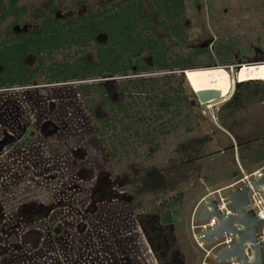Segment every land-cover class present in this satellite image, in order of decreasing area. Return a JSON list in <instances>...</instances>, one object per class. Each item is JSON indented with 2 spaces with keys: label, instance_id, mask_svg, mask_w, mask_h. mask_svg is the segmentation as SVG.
Wrapping results in <instances>:
<instances>
[{
  "label": "rangeland",
  "instance_id": "374dc122",
  "mask_svg": "<svg viewBox=\"0 0 264 264\" xmlns=\"http://www.w3.org/2000/svg\"><path fill=\"white\" fill-rule=\"evenodd\" d=\"M13 1L0 0V40L17 25L34 36L47 29L73 45L36 57L41 67L30 89H0V140H15L0 156V264H200L190 229L195 209L209 193L264 168V159L258 161L264 156V0H184L176 34L165 28L163 0ZM132 9L140 18L137 43L130 27L120 35L115 25L117 17L129 23ZM103 17L104 45L97 36ZM80 40L86 44H75ZM130 54L143 70L121 77L117 67ZM36 58L29 53L25 64L33 69ZM100 61L103 79L115 80L105 83L112 94L106 99L96 85L102 77H84ZM235 61L258 64L227 72L224 66ZM251 82L259 83L237 86ZM115 89L129 95L121 106ZM226 90L217 101L196 104L200 91ZM49 121L66 131L40 137ZM69 142L76 151L107 156L105 171L113 175L136 167L133 185L117 189L132 200L120 210V228L106 220L87 234L72 201L71 214L57 208L59 218L52 219L56 191L66 184L52 180L66 175L55 145L63 150ZM76 166L72 176L85 168ZM57 225L61 233L54 235Z\"/></svg>",
  "mask_w": 264,
  "mask_h": 264
},
{
  "label": "flooded vegetation",
  "instance_id": "af4514ba",
  "mask_svg": "<svg viewBox=\"0 0 264 264\" xmlns=\"http://www.w3.org/2000/svg\"><path fill=\"white\" fill-rule=\"evenodd\" d=\"M21 0H14L13 3L16 4ZM162 1V0H160ZM182 1L184 0H163L165 9L167 10V14L165 15V18H163V21H166L167 24L165 25V28L167 30H174L173 32L176 34V31L181 32L183 25L180 21L183 20V16L185 12L182 14ZM8 2V1H7ZM8 4V3H7ZM9 5V4H8ZM10 6V5H9ZM15 6V5H14ZM10 6L11 9H13L14 12L16 10L15 7ZM131 12V15L127 16L126 21H130L129 23H121V17H117V23L115 25L117 26V29L119 30V34L121 35V31L123 28L130 27V37L133 43H137L138 41V25H139V16L138 12H136L134 9ZM18 12L23 11V9H18ZM19 14V13H18ZM58 17V16H57ZM129 17V19H128ZM119 19V21H118ZM59 21L58 18L55 19V23ZM53 23V22H52ZM51 23V24H52ZM99 26H97V29L99 32L97 33V36H104L106 43V32H105V22L104 17L101 19V21L98 22ZM170 24V26H169ZM174 28V29H173ZM47 29L42 30V28H39L37 31H34L35 34L32 35L28 33L27 29L25 27H20L17 25H12L6 28V31L4 32V37L0 40V46L1 50H3L2 53H0V89H30V87L33 81V76L36 70L41 67L40 59L42 53L49 54L51 51L55 50L57 46L65 45L67 47H72L73 45V39L70 38L67 41H62L63 39L57 38V37H50L51 33H46ZM53 35V33H52ZM167 35V34H166ZM54 45V46H53ZM27 46H35L34 49L32 48V51L34 53L29 52L30 54H33L36 58L37 62H35V67L31 69L25 64L26 56L29 54L27 53L28 49ZM48 46L50 48H48ZM57 49V48H56ZM0 50V51H1ZM239 61H235V64L224 66L227 69H231L232 72L236 71V66L238 65ZM64 67H70L72 68V64L68 65L65 64ZM21 68V76L23 78L25 77V82H21L19 84V80L16 81V75L19 73H16L17 69ZM131 73H137V67L132 66L130 70ZM185 71V70H184ZM39 72V71H37ZM122 76H126L124 73L119 70ZM127 72V71H126ZM182 72L180 74L182 75ZM105 73L104 67L101 64V74L100 77L103 76ZM62 74V73H61ZM183 76V75H182ZM184 78V76H183ZM130 79V78H128ZM68 79L62 80V83L67 82ZM115 80H108L102 79L98 81L99 85V93L102 95L103 99L108 98L109 89H105V83L106 82H113ZM38 89V88H34ZM113 96H118V106H121L123 103V100L125 97L129 96L128 93L124 92L122 89H115ZM107 91V92H106ZM196 104L198 106H201V104L196 100ZM103 112L104 109L102 108V105H99ZM166 106V104H165ZM62 115V114H61ZM62 119V118H61ZM63 121V119H62ZM106 119L99 120V124L101 126H105ZM132 128V122L130 126L126 129L127 131H131ZM49 131H52V136L58 137L60 133L66 131L63 130L59 125H54L51 121L47 123H43L42 127L38 129L39 136L44 139L49 137ZM30 133L27 135L29 136ZM51 137V135H50ZM2 138H7V136H2ZM8 143H5V140H0V156L2 155V150L7 146V144H12L15 140L8 138ZM74 144L69 142L68 144H65V147L63 150H60V146L57 144L55 145V152L56 154H59V158H61L62 163L59 160L58 166L62 168L64 171V175L60 180L56 177L52 180H56V182L64 181L66 184H64L63 190L60 189V191H56L55 198L53 204H51L52 211V219L57 220L59 218L58 215L55 214V211L57 208H64L67 206L66 212L72 213L73 209L71 206V201L74 203L77 212H74L75 216L80 220L82 225V230L86 231L87 234H94L92 232L93 229L96 230V228H100L102 225V222L108 220L115 222L112 226L114 229L120 228L121 225L117 223V218L119 217L122 212L120 210H125L126 206L125 204L131 203V198L129 195H126V193H120L117 191V189H120L118 187L120 186H131L133 185V181H131V175L136 171V167H128V172H121L118 171V175H113L111 172L108 173L105 171V169H108V165H110V162L107 160V156L104 157L98 154L96 157V153H93V150H83L82 148H78V151L74 150L73 147ZM63 147V146H62ZM104 150V149H103ZM100 153H103V151H98ZM82 163L85 168L80 169L78 174L75 176L72 174H75L74 169L77 167V164ZM63 173V172H62ZM136 174V172H135ZM62 176V175H61ZM83 186V187H82ZM123 200V201H122ZM120 208V209H119ZM103 211V212H101ZM40 213V210L35 211ZM109 213V214H108ZM157 218V217H156ZM154 221V220H153ZM157 221L160 222V219L157 218ZM62 224V223H61ZM62 225H57L56 229L53 230L54 235H59L61 233ZM156 231V230H155ZM158 234V232L156 231ZM263 245V244H262ZM209 249V247H207ZM206 249V250H207ZM264 249V247H263ZM199 250V249H198ZM203 257L200 262V264H209L207 261L211 258L213 264H222V263H216L214 261V255L208 254V256H205L204 252L199 250ZM263 260H264V250H263Z\"/></svg>",
  "mask_w": 264,
  "mask_h": 264
},
{
  "label": "water",
  "instance_id": "95a60500",
  "mask_svg": "<svg viewBox=\"0 0 264 264\" xmlns=\"http://www.w3.org/2000/svg\"><path fill=\"white\" fill-rule=\"evenodd\" d=\"M251 64H258L254 62ZM251 64H238L236 71L240 70L244 65ZM230 73L232 70L224 68ZM186 72L183 71L182 75L185 77ZM233 75H231L232 77ZM201 105H206L209 102L219 100V93L216 91H200L194 95ZM253 188H264V173L260 178L252 181ZM249 188L242 186L240 188L231 190L227 193L226 198L230 207L234 210V217L231 219H223L221 214L217 211L215 201L211 200L204 203L202 208L197 214V221H204L209 218L217 219V227L215 230L203 234V239L206 243L212 242L215 238H220L224 234H233L236 237L235 245L229 249H223L214 255L216 263H226L232 259H237L241 264H264L263 260V245L257 236V227L259 220L255 217L252 211H245L248 206L247 193ZM245 246L250 247V256H245Z\"/></svg>",
  "mask_w": 264,
  "mask_h": 264
},
{
  "label": "built area",
  "instance_id": "2783aa9c",
  "mask_svg": "<svg viewBox=\"0 0 264 264\" xmlns=\"http://www.w3.org/2000/svg\"><path fill=\"white\" fill-rule=\"evenodd\" d=\"M263 173L264 168L254 171L251 174H242V177L233 182L230 186L211 192L202 200L203 204L211 200L215 201L217 211L221 214L223 219H231L234 217L235 213L230 207L226 195L231 190L247 186L249 188L247 193L248 206L245 208V211H252L259 220L260 223L257 227V236L262 244L264 243V188H253L251 183L260 178ZM217 224L216 218H209L204 221H198L197 223L193 220L191 223L190 229L192 232V239L196 247L203 251L205 256H208V254L215 255L220 250L229 249L235 245L236 237L230 233L224 234L220 238H215L210 243L204 241L202 237L203 234L215 230ZM207 247H209V249H207ZM244 252L245 256L249 257L250 247L245 246ZM223 264H241V262L237 259H232Z\"/></svg>",
  "mask_w": 264,
  "mask_h": 264
},
{
  "label": "trees",
  "instance_id": "16d2710c",
  "mask_svg": "<svg viewBox=\"0 0 264 264\" xmlns=\"http://www.w3.org/2000/svg\"><path fill=\"white\" fill-rule=\"evenodd\" d=\"M94 31V30H93ZM99 32V30L97 29V33ZM95 34V33H94ZM75 44H77V45H85L86 43H85V41H83V40H80L79 41V43H75ZM60 47V45L59 46H57V48H59ZM48 48H50L49 46H48ZM133 56H135V54L134 55H129V57H128V59H127V61H126V63H127V65H121L120 67H117V70L116 71H119V70H121V72L122 73H125L126 71H128V69L130 70L131 68H132V66H136V63H135V65L134 64H131V62H130V60H129V58L130 57H133ZM121 57V56H120ZM137 67V66H136ZM97 70V71H96ZM106 70L107 71H111L110 69H108V68H106ZM137 70L138 71H142L143 69H141V68H137ZM85 72L86 73H88L87 75H85L84 77H86V78H92V77H95V78H97V77H100V74H101V61L99 62V64L97 65H95V64H93V65H89V66H87L86 68H85ZM112 73H113V71H111ZM16 73H19V74H17L16 75V81H20L19 82V84L21 83V82H25V77L23 78V76H21L20 74H21V68L20 69H17V71H16ZM254 83H259V82H251V83H245V84H241V85H237L238 87H240V86H247V85H249V84H254ZM2 84H0V86H1ZM97 85V87L99 88V85L98 84H96ZM228 90V89H227ZM227 90H226V92L225 93H223V92H220V91H216V92H218L219 93V98H221V97H223L226 93H227ZM2 97V96H1ZM236 110V109H235ZM234 114V113H233ZM232 114V115H233ZM231 127H229V129H230ZM255 142V140H251V141H248V142H246V143H244L243 145H249V144H252V143H254ZM239 145H241V144H239ZM264 159V156H262V157H260V158H258V161H262ZM164 223H168V220H164L163 221Z\"/></svg>",
  "mask_w": 264,
  "mask_h": 264
},
{
  "label": "crops",
  "instance_id": "0c3cea01",
  "mask_svg": "<svg viewBox=\"0 0 264 264\" xmlns=\"http://www.w3.org/2000/svg\"><path fill=\"white\" fill-rule=\"evenodd\" d=\"M202 206H203V204H202V202H201V203H199V205H198L197 208L195 209V212H194V214H193V220H194L195 216H197V214H198V212L200 211V209L202 208Z\"/></svg>",
  "mask_w": 264,
  "mask_h": 264
}]
</instances>
